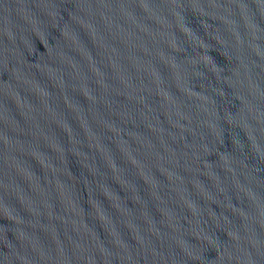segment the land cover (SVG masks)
Returning a JSON list of instances; mask_svg holds the SVG:
<instances>
[{"label": "water", "instance_id": "1", "mask_svg": "<svg viewBox=\"0 0 264 264\" xmlns=\"http://www.w3.org/2000/svg\"><path fill=\"white\" fill-rule=\"evenodd\" d=\"M0 264H264V0H0Z\"/></svg>", "mask_w": 264, "mask_h": 264}]
</instances>
